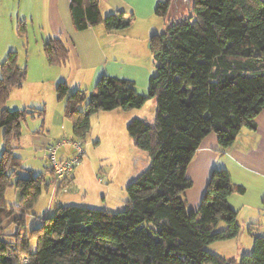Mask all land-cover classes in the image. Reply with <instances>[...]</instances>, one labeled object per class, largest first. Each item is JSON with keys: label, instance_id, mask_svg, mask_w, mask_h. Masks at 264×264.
Instances as JSON below:
<instances>
[{"label": "trees", "instance_id": "trees-1", "mask_svg": "<svg viewBox=\"0 0 264 264\" xmlns=\"http://www.w3.org/2000/svg\"><path fill=\"white\" fill-rule=\"evenodd\" d=\"M172 4L160 1L156 14L169 18ZM70 8L78 31L102 24L111 33L129 28L135 18L124 11L104 16L100 0H71ZM43 48L50 65H63L70 58L62 36L49 38ZM150 48L156 73L147 95L132 81L107 75L90 93L71 91L66 82L56 87L76 140L90 132L93 114L142 108L155 100L153 122L134 118L128 124L134 145L147 153L150 164L127 186L126 207L112 212L60 205L30 231L25 215L37 203L45 177L19 176L21 158L13 144L22 136L26 115L36 111L6 108L11 90L25 83L27 69L19 65L14 50L0 62V264H264V235L257 234V224L249 227L253 250L239 262L207 248L241 231L228 198L245 188L235 185L228 171L211 173L196 210L188 208L185 195L193 187L188 166L206 136L216 133L221 150H227L243 128H257L264 108V0H192L190 15L153 35ZM47 169L55 175L50 165ZM13 177L21 198L15 207L4 199ZM57 180L58 192L74 181L72 173ZM10 220L18 225L13 241L2 238ZM222 222L225 228L218 229ZM32 238L37 241L35 252L30 249Z\"/></svg>", "mask_w": 264, "mask_h": 264}, {"label": "rangeland", "instance_id": "rangeland-1", "mask_svg": "<svg viewBox=\"0 0 264 264\" xmlns=\"http://www.w3.org/2000/svg\"><path fill=\"white\" fill-rule=\"evenodd\" d=\"M26 3L28 0H15V8L11 12V17L5 16L8 28L10 27L14 33L16 48L14 51L18 52L19 65L27 69V78L23 87H14L11 90L6 108L10 111H36L35 114L26 115L22 122V138L20 137L13 144L14 154L21 158L22 168L19 171V176L28 178L43 174L45 177V185L37 203L25 215L26 228L30 231L43 224L44 219L53 216L56 207L60 205H81L108 209L112 212L122 211L128 200L127 186L150 164L147 153L134 145L128 133V124L134 118L153 122L156 115V102L154 99H149L142 108L130 110L119 108L93 114L91 116V130L82 141L85 153L73 171L74 176L77 172H81L82 176L76 177L72 186H65L63 190L58 192V180L56 175L47 169L49 164L46 154L33 145L31 138L46 136L53 141L51 144L65 141L58 149L57 157L59 160L76 153V149L71 143V140L76 139H74L73 124L65 117L64 105L58 100L56 92L58 84L52 85L37 75L38 71L33 55L41 49L44 52L42 38L49 32L41 29L44 27L42 20L45 17L32 15L26 11L24 9ZM191 5L192 0H173L169 18L161 17V21L167 22L168 26L172 20H180L189 16ZM1 18L0 14V22ZM22 24H25L24 33L20 32ZM139 47L142 55L147 52L143 41H140ZM50 66L56 67L58 65ZM55 70L58 71V68ZM82 90L87 91L85 86ZM90 92L87 91V93ZM25 136H28V140ZM3 150L4 132L1 130L0 157ZM16 181L17 177H13V185L6 190L4 197L5 204L12 207L19 206L21 201ZM48 184L49 186H47ZM248 211L250 210L248 209ZM248 211L241 213L238 217L241 231L236 238L213 242L207 246L208 250L225 258H234L236 262L240 261L242 255L250 254L253 250V236L249 232V227L252 222H261L263 226L257 228V234L264 235V213L259 217L257 212L252 215V212ZM225 226V223L222 222L218 229H223ZM17 231V223L11 220L7 221L4 225L2 238L13 241ZM30 249L31 252L37 250L35 238L30 240Z\"/></svg>", "mask_w": 264, "mask_h": 264}, {"label": "crops", "instance_id": "crops-1", "mask_svg": "<svg viewBox=\"0 0 264 264\" xmlns=\"http://www.w3.org/2000/svg\"><path fill=\"white\" fill-rule=\"evenodd\" d=\"M160 1L164 0H100L104 16L124 11L135 17L129 28L109 33L102 24L82 31L76 30L71 15V0H28L24 9L32 15L45 17L42 20L45 28L41 29L47 30L49 34L42 38L43 45L53 36H62L71 53L67 63L51 67L41 49L33 55L38 77L52 85L66 82L71 91L82 90L84 86L87 91H93L97 81L107 75L132 81L139 93L147 95L149 79L156 73L150 39L167 28V22L161 21V17L156 14ZM0 4L1 62L10 51L16 49L14 33L8 28L5 19L7 15L11 17L15 0H0ZM140 41L147 48L143 55ZM57 68L58 71L55 70ZM256 123L255 130L243 128L234 145L227 150H221L214 133L203 139L187 169V176L193 181V187L185 192L189 209L196 210L199 207L211 173L215 169H222L229 172L235 185L245 188L244 193L235 192L228 198L237 216L249 209L252 215L257 212L261 217L264 213V108L257 116ZM31 139L33 145L45 154L46 148L53 142L46 136ZM73 173L74 180L82 176L81 172L75 176ZM251 224H257L258 229L263 226L259 221Z\"/></svg>", "mask_w": 264, "mask_h": 264}, {"label": "built area", "instance_id": "built-area-1", "mask_svg": "<svg viewBox=\"0 0 264 264\" xmlns=\"http://www.w3.org/2000/svg\"><path fill=\"white\" fill-rule=\"evenodd\" d=\"M83 140H71L72 145L76 149V153L65 159H58V149L65 141H58L56 144H51L46 148V157L49 165L53 168L56 177L64 178L73 172L75 166L81 162L84 150L82 145Z\"/></svg>", "mask_w": 264, "mask_h": 264}]
</instances>
